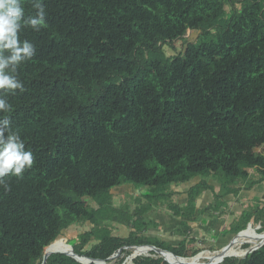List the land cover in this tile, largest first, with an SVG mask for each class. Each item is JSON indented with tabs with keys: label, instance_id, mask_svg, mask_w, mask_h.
<instances>
[{
	"label": "trees",
	"instance_id": "obj_1",
	"mask_svg": "<svg viewBox=\"0 0 264 264\" xmlns=\"http://www.w3.org/2000/svg\"><path fill=\"white\" fill-rule=\"evenodd\" d=\"M43 2L48 26L19 33L36 48L18 68L24 91L0 93L12 109L0 118H10L34 156L21 177L4 178L9 190L0 187V264H41L45 246L44 253L69 226L87 223L72 246L80 256L106 260L139 245L196 255L192 239L175 246L145 236L147 224L120 236L103 223L112 190L123 184L139 200L166 203L181 221L193 210L222 212V198L238 195L235 180L246 190L264 184V150H255L264 146V0ZM22 4L25 19L35 14L31 0ZM175 40L183 48L167 55ZM209 174L221 187L208 186L214 200L206 207L197 209L196 185L186 205L171 201L170 185ZM151 207L123 217L134 223ZM245 229L264 231V205L241 213L222 235L244 236ZM45 264L82 263L58 252ZM133 264L169 263L145 255ZM216 264H264V244Z\"/></svg>",
	"mask_w": 264,
	"mask_h": 264
},
{
	"label": "rangeland",
	"instance_id": "obj_2",
	"mask_svg": "<svg viewBox=\"0 0 264 264\" xmlns=\"http://www.w3.org/2000/svg\"><path fill=\"white\" fill-rule=\"evenodd\" d=\"M186 37L190 40H197L196 33H192L191 31L187 32ZM183 46L184 43L182 40H175L171 42V46L165 47V51L167 55H174L179 52ZM255 150L258 152L263 151L264 146L258 143ZM210 176V174L207 177L197 176L189 182L170 185L168 187V191L172 193L171 201L181 206L186 205L187 191L192 186L196 185L197 189L201 193L197 198V209L206 207L214 200V194L210 189H208V186L213 185L216 192H218L221 187V184L213 180ZM203 181L206 183H203ZM233 184L239 189L238 195L231 193L222 198L226 203V205L222 208V212L219 210H213L200 214L197 210H193V216L183 219L184 221H181V218L173 217V212L169 209L166 203H156V200L149 198H141V200H139V198H136V196L139 195L138 190L131 185L123 184L112 190V202L114 208L112 206L110 209L111 211L108 213L103 224L111 231L112 234L120 236H126L130 231L139 229L142 224H144V226L147 224L148 228L144 235L150 239L160 240L176 246L179 244L181 239L186 237L187 239H192V241L189 240L188 242L189 248L196 247L201 250V253L205 251H217L225 247L234 239L243 237H236L240 232L234 236L231 234H227L226 236L222 235L224 229L229 227L233 219L238 218L243 212L254 210L255 204L264 205V184H257L250 190H246L245 184L238 180L233 181ZM141 191L147 192L149 190L142 189ZM147 205L152 206L151 209L148 210V212L141 218L134 217V223L132 221H130V223L126 221L127 214L123 217L124 213H127L128 209L132 212L136 208H141L142 206ZM114 213H116L117 217ZM89 226V223L84 226H69L64 230L61 237L56 240L53 248L60 246L64 247V245H62L63 243H69V245L74 246L77 243L78 235L88 229ZM249 227L255 230L258 228L257 226L252 227L249 225L246 229ZM245 231H248L247 233L253 232L251 230H244V232ZM246 245L248 247V244L246 243L242 246V249H246ZM90 246L91 244L89 243L84 250H88ZM124 250L125 252L122 253V255L117 256L115 254L113 258L107 260L109 264H133V260L132 262L130 261V255L132 253L133 255L138 252L151 254V252L147 253L149 249L145 250L143 247L136 248L135 250ZM145 254L138 256H145ZM158 254L161 255V253ZM244 255L245 254H235L227 255V257L234 256L241 258ZM121 256L124 257V261L119 263V258ZM208 262V259L198 257L192 263L205 264Z\"/></svg>",
	"mask_w": 264,
	"mask_h": 264
},
{
	"label": "clouds",
	"instance_id": "obj_3",
	"mask_svg": "<svg viewBox=\"0 0 264 264\" xmlns=\"http://www.w3.org/2000/svg\"><path fill=\"white\" fill-rule=\"evenodd\" d=\"M35 14L25 19L22 0H0V93L16 94L24 91V84L18 78V68L31 60L36 52L35 45L20 39V31L30 27L39 32L48 26L43 0H31ZM11 105L0 94V114L10 112ZM10 118H0V187L5 191L9 185L5 177H21L34 164V156L27 149L20 134L10 129Z\"/></svg>",
	"mask_w": 264,
	"mask_h": 264
},
{
	"label": "bare ground",
	"instance_id": "obj_4",
	"mask_svg": "<svg viewBox=\"0 0 264 264\" xmlns=\"http://www.w3.org/2000/svg\"><path fill=\"white\" fill-rule=\"evenodd\" d=\"M242 231H244V230H242ZM253 232H249L243 237H238V238L234 239L229 244H227L225 247L221 248L220 250H217L216 252L213 251V252L208 253V254L198 255L196 258H198V257H201L203 259L206 258V259L209 260V263L212 264L213 261H216V260H218L220 258L222 259V258L226 257L227 255L246 254L249 251L255 249L259 244L261 245V243L264 241V231L261 232V233H256V232L253 233ZM246 243L248 244V247H246V249H242V246L244 244H246ZM54 245L55 244L51 245L48 249H46L44 254H53V253H58V252L69 253V254L74 253L71 246H70L71 247V253H70L63 246L54 247L53 248ZM67 245H69V244H67ZM141 247H143L145 250L149 249V251L147 253L152 252V248L149 247V246H141ZM136 248H140V247H135L132 250H135ZM157 253H161L162 257L167 262H169L171 264L192 263L196 259V258H193V259H181V258L175 257L173 254L165 252V251H157ZM144 254H145L144 252H138L135 255H133V253H132L130 255V261H132L131 259L137 257L138 255H144ZM82 259H87V258L82 257L79 260L82 261ZM88 260L91 263V260L90 259H88ZM218 262H216V263H218ZM83 263H85V262H83ZM216 263H213V264H216ZM98 264H101V263H98Z\"/></svg>",
	"mask_w": 264,
	"mask_h": 264
},
{
	"label": "water",
	"instance_id": "obj_5",
	"mask_svg": "<svg viewBox=\"0 0 264 264\" xmlns=\"http://www.w3.org/2000/svg\"><path fill=\"white\" fill-rule=\"evenodd\" d=\"M51 244H52V243H51ZM263 244H264V242H263L259 247H261ZM49 245H50V244H49ZM49 245L45 246L44 249H45L46 247H48ZM69 246H71V245H69ZM141 246H149V247L152 248V252H154V254H145V255H152V256H154V257H161V258L163 259V261H166V260L162 257V255H159V254L157 253V251H165V252L171 253V254H173L175 257H178V258H181V259H193V258H196V257L201 253V252H199V253H197L196 255L192 256V257H180V256L175 255V254L172 253L171 251L164 250V249H160V248H158V247H156V246H154V245L128 246V247H123V248H124V249H133V248H135V247H141ZM71 247H72V246H71ZM259 247H257V248H255V249L249 251L248 253H251V252L257 250ZM44 249H43V259H42L41 264H45L46 261H47V258L51 255V254H44ZM120 250H121V249H119V251H120ZM73 252H74V250H73ZM248 253H246V254H245L243 257H241V258H244ZM61 254L66 255V256H68V257H71L72 259H74V260H76L77 262L82 263V264H91V263H93V264H98L97 261H106V260H110L111 258L114 257V255H112V256L108 257V258L105 260V259L90 258V257H87V256H80V255L76 254L75 252L72 253V254L61 252ZM158 255H159V256H158ZM82 257L87 258V259H90V260H91V263H90V262H89V263H83L82 261L79 260V259L82 258ZM237 258H238V257H237ZM241 258H239V259H241ZM131 260H133V259H131ZM222 261H223V260H222ZM222 261H221V262H222ZM131 262H132V261H131ZM166 262H167V261H166ZM167 263H169V262H167ZM123 264H124V263H123ZM169 264H171V263H169ZM184 264H191V263H184ZM205 264H211V263L208 262V263H205Z\"/></svg>",
	"mask_w": 264,
	"mask_h": 264
},
{
	"label": "built area",
	"instance_id": "obj_6",
	"mask_svg": "<svg viewBox=\"0 0 264 264\" xmlns=\"http://www.w3.org/2000/svg\"><path fill=\"white\" fill-rule=\"evenodd\" d=\"M119 253H120V251H118V252H117V253H115V254L118 256V255H119ZM115 254H114V255H115Z\"/></svg>",
	"mask_w": 264,
	"mask_h": 264
},
{
	"label": "crops",
	"instance_id": "obj_7",
	"mask_svg": "<svg viewBox=\"0 0 264 264\" xmlns=\"http://www.w3.org/2000/svg\"><path fill=\"white\" fill-rule=\"evenodd\" d=\"M117 188H118V187H117ZM115 189H116V188H115ZM113 190H114V189H113ZM115 191H116V190H115ZM115 191H114V192H115ZM112 193H113V192H112ZM63 244H64V243H63Z\"/></svg>",
	"mask_w": 264,
	"mask_h": 264
}]
</instances>
